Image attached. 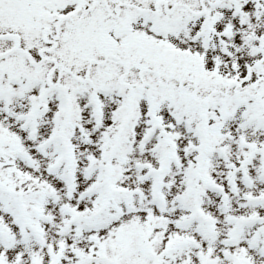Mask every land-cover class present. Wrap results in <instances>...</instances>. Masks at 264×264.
<instances>
[{"label": "snow or ice", "instance_id": "1", "mask_svg": "<svg viewBox=\"0 0 264 264\" xmlns=\"http://www.w3.org/2000/svg\"><path fill=\"white\" fill-rule=\"evenodd\" d=\"M0 264H264V0H0Z\"/></svg>", "mask_w": 264, "mask_h": 264}]
</instances>
